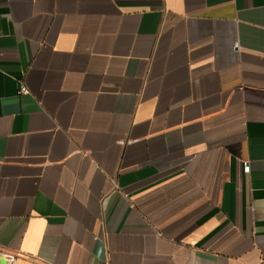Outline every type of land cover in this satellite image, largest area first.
I'll return each mask as SVG.
<instances>
[{
    "label": "crops",
    "instance_id": "crops-1",
    "mask_svg": "<svg viewBox=\"0 0 264 264\" xmlns=\"http://www.w3.org/2000/svg\"><path fill=\"white\" fill-rule=\"evenodd\" d=\"M0 248L264 264V0H0Z\"/></svg>",
    "mask_w": 264,
    "mask_h": 264
},
{
    "label": "built area",
    "instance_id": "built-area-1",
    "mask_svg": "<svg viewBox=\"0 0 264 264\" xmlns=\"http://www.w3.org/2000/svg\"><path fill=\"white\" fill-rule=\"evenodd\" d=\"M28 88L24 85L20 91V93H27ZM250 166L248 164L245 165V170L248 171ZM18 257V253L12 250H3L0 248V264H14Z\"/></svg>",
    "mask_w": 264,
    "mask_h": 264
}]
</instances>
